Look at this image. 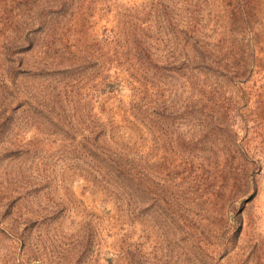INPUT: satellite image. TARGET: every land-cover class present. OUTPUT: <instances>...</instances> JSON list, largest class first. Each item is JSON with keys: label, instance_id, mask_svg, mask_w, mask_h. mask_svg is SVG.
Wrapping results in <instances>:
<instances>
[{"label": "rangeland", "instance_id": "1", "mask_svg": "<svg viewBox=\"0 0 264 264\" xmlns=\"http://www.w3.org/2000/svg\"><path fill=\"white\" fill-rule=\"evenodd\" d=\"M0 264H264V0H0Z\"/></svg>", "mask_w": 264, "mask_h": 264}]
</instances>
